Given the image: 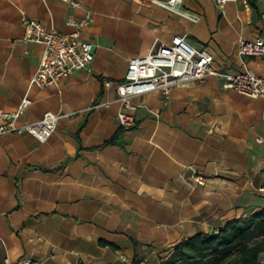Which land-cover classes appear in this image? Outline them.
<instances>
[{
  "label": "crops",
  "instance_id": "1",
  "mask_svg": "<svg viewBox=\"0 0 264 264\" xmlns=\"http://www.w3.org/2000/svg\"><path fill=\"white\" fill-rule=\"evenodd\" d=\"M75 1L0 0V109L14 110L27 95L32 104L18 123L58 115L45 142L0 135V264H131L135 255L138 264H157L178 242L264 206V151L255 141L264 140V99L209 76L167 98L134 97L135 126L121 130L114 86L131 57L175 35L207 48L224 71L245 66L264 76V52L237 54L241 38L264 41V0L256 12L246 0H225L222 9L182 0L196 22L155 3L166 0ZM85 10L92 20L80 37L93 44L92 62L50 86L29 87L43 46L26 40L22 15L70 33L67 17ZM195 175L205 184L192 183Z\"/></svg>",
  "mask_w": 264,
  "mask_h": 264
},
{
  "label": "built area",
  "instance_id": "2",
  "mask_svg": "<svg viewBox=\"0 0 264 264\" xmlns=\"http://www.w3.org/2000/svg\"><path fill=\"white\" fill-rule=\"evenodd\" d=\"M62 1L73 7L79 6V2L75 0ZM212 1L220 9L225 4V0ZM155 3L178 16L192 22L197 21L195 16L180 9L182 0ZM91 20V10H85L81 16H68L66 24L72 26L74 30L62 33L47 28L40 19L22 15L21 24L25 30L26 40L43 46L38 67L28 82L29 87L50 86L89 66L94 58L93 44L82 39L80 33ZM263 52L264 41L261 37L238 40L237 54L240 57L257 56ZM209 76L220 80L225 89L234 90L251 98L264 99V76L255 74L245 66L235 71H224L214 65L213 55L207 48H194L186 42L185 36L175 35L169 42L157 44L147 54L131 57L124 78L114 83L117 99L121 103L117 113L119 128L128 130L135 126L138 103L132 101L134 97H140L148 92H158L167 98L173 88L191 81H201ZM31 104L32 100L25 95L14 110L8 112L0 109V135L29 134L39 142L47 141L56 129L58 115L46 111L35 122L18 123L19 117ZM255 141L263 146L264 151L263 138L258 136ZM191 181L198 185L205 184L204 178L200 175L193 176ZM121 259L128 260L124 256H121ZM29 263L28 259L19 262Z\"/></svg>",
  "mask_w": 264,
  "mask_h": 264
},
{
  "label": "trees",
  "instance_id": "3",
  "mask_svg": "<svg viewBox=\"0 0 264 264\" xmlns=\"http://www.w3.org/2000/svg\"><path fill=\"white\" fill-rule=\"evenodd\" d=\"M257 11L256 0H246ZM116 135L102 146L112 144ZM134 247L139 245L131 239ZM102 246L113 247L104 240ZM264 206L245 217L232 219L209 233H197L175 244L157 264H264ZM135 255L131 264H138ZM79 264H82L81 262Z\"/></svg>",
  "mask_w": 264,
  "mask_h": 264
},
{
  "label": "rangeland",
  "instance_id": "4",
  "mask_svg": "<svg viewBox=\"0 0 264 264\" xmlns=\"http://www.w3.org/2000/svg\"><path fill=\"white\" fill-rule=\"evenodd\" d=\"M261 259H262V260H264V254H263V255H261Z\"/></svg>",
  "mask_w": 264,
  "mask_h": 264
}]
</instances>
